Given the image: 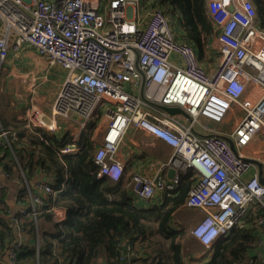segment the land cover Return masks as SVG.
Instances as JSON below:
<instances>
[{
    "label": "built area",
    "instance_id": "1",
    "mask_svg": "<svg viewBox=\"0 0 264 264\" xmlns=\"http://www.w3.org/2000/svg\"><path fill=\"white\" fill-rule=\"evenodd\" d=\"M206 2L218 57L211 72L190 44L177 41L164 10L148 0H0V65L12 40L65 71L50 114L78 115L83 128L97 114L106 119L94 152L99 176L121 177L117 153L130 126L167 144L171 151L161 170L174 168L173 177L134 174L133 199L148 200L157 191L174 196L180 174L190 172L183 205L202 213L190 233L209 250L250 211L264 207V184L257 169L249 172L254 164L243 153L264 132V29L251 0ZM25 116L31 130L56 129L38 108ZM230 117L236 120L222 132L197 129ZM5 136L1 130L0 149ZM77 139L60 152L79 151ZM32 188L34 217L43 203L38 192H55L45 182ZM258 223L264 229V216Z\"/></svg>",
    "mask_w": 264,
    "mask_h": 264
},
{
    "label": "trees",
    "instance_id": "2",
    "mask_svg": "<svg viewBox=\"0 0 264 264\" xmlns=\"http://www.w3.org/2000/svg\"><path fill=\"white\" fill-rule=\"evenodd\" d=\"M148 1V6L161 7L171 22L173 17L179 40L192 45L201 58L215 34L206 0ZM251 1L264 29V0ZM94 127L95 123L89 125L75 153H61L66 142L42 129L35 133L8 131L10 146L3 143L0 149L4 150L0 167L6 178L5 182L0 179V264L6 253L7 264H98L101 256L105 264H186L183 229L172 221L184 204L191 173L180 174L174 196L165 195L160 204L139 207L128 196L129 182L98 175L93 157L96 146L91 139ZM37 170L50 179L47 183L57 194L43 197L34 217L29 216L32 201L11 215L6 202L9 188H15L19 201L31 200L35 190L28 191L23 179L28 182ZM56 207L64 209L66 218L54 223L52 231L40 232L39 218L52 219ZM262 216L264 207H259L240 226L218 238L205 264H257L251 250L257 239L254 229L263 230L258 223Z\"/></svg>",
    "mask_w": 264,
    "mask_h": 264
},
{
    "label": "crops",
    "instance_id": "3",
    "mask_svg": "<svg viewBox=\"0 0 264 264\" xmlns=\"http://www.w3.org/2000/svg\"><path fill=\"white\" fill-rule=\"evenodd\" d=\"M175 33L177 41L182 42L179 40L177 32ZM211 42L213 43L214 40H208L204 48L202 57L206 56V54L209 56L210 53L212 56V53L216 52L215 48L211 46ZM195 51L197 53L196 49ZM216 54L217 53H215V55ZM16 62L24 63V68H30V71L36 70V74L38 76L31 77V75H25V78H27V80L23 79L21 84L22 90L18 94L14 89L15 87H13L12 85V78L8 76L4 79L6 84L4 85V87L0 88V131H6V136L3 141V143H5V146H10V143L6 139L8 131L14 132L18 129H26L29 132L35 133L39 129H42L39 128L31 130L27 127V119L25 115L32 108H38L39 110L43 111L47 116L46 118L44 117V119H46L49 124H53L54 126L56 125V129L53 132H47L49 135L64 140L66 142L64 145L74 143L75 137H78L77 143L79 145L81 143L82 135H84L87 132V129H89V126H87L86 128L81 127V122H83V119L80 116L74 114H72L70 119H63L61 118V115H57V117H54L52 119L53 116L50 114L53 109L57 94L64 82L65 71L58 66H56L55 68H53L54 66H48L45 59L40 54L32 49H28L25 47H15L11 40L8 44L7 58L2 63V65H0V74L1 72L12 74V72H14V69L18 67L16 66ZM201 62L203 63V61ZM33 63H35L36 65H33ZM33 66L36 67L35 70L32 69ZM48 67H50L51 70H49ZM5 96H10V99L7 98L2 101L1 99ZM237 114L239 115V112H237ZM226 122H224V126L221 123H207L204 127H197V129L205 133L222 132L223 130L229 129L232 125L231 124L230 126H228ZM105 127L106 119L101 116L99 120L95 122V127L91 134V139L95 143L96 148L102 141ZM42 130L46 132L44 129ZM170 151V147L162 140L152 135H148L134 126H130L124 133V136L118 148L117 156L123 165V171L121 174L122 180L124 182H129L127 193L128 196L131 197L132 202L135 205H138L139 207H149L151 205L160 204V202L162 201V198L164 196L160 191H157L148 200H134L131 193L132 190L130 181L134 174L152 176L156 173H159L163 177L169 178V168H167L166 170H161V164L167 160L170 155ZM243 153L246 154L249 159H255L262 164V175L264 176V133L259 132L252 140V142L248 145V147L243 149ZM1 154L4 155V150H2ZM256 169L259 172V167L254 164L250 167L249 172L251 173L253 171H256ZM43 177H45V180L43 179ZM0 179L3 182L6 181L5 174L2 172L1 167ZM23 181L27 186L28 191H31L33 185L37 182L50 183V179L40 170H37V172H33V175L28 182L25 179H23ZM15 192V188L10 187L6 198V202L11 207V215H13L17 210H19V212L22 211L25 205L27 206V204H29L31 201L30 198H22V201H19L18 199H16ZM54 192L55 194H52L53 196L57 194V191L54 190ZM42 195L46 199L48 198V196H51L46 192H41V196ZM25 200L27 201L24 204ZM41 206L42 204L37 205V211L40 210ZM184 211L188 213L186 214L187 218H190L191 215L189 214V212L193 211V215H196L197 210L188 209L184 205H182L181 208L176 212L182 213ZM51 212L53 213L52 219L47 220V218H45L44 220L43 218H39L40 232L52 231L54 229V223L60 222L66 218V213L62 208H53ZM250 213L251 211L249 212V214ZM175 224L176 223L173 219V225ZM254 234L256 235L257 239L255 241V244L253 245V249L251 250V257L253 258V260L257 261V264H264V229L260 231V229L255 228ZM21 236L22 235H20V239L25 240L22 239ZM192 238L194 240L189 241L187 239L183 240L182 242L184 261L186 262V259L189 258L187 260H191L189 261L190 264L207 263L212 256V249H204L195 237ZM189 242L193 246L194 250H186V245ZM184 251H186V254L184 253ZM104 261V256H101L98 264H105ZM7 263L8 255L6 253L3 256V264Z\"/></svg>",
    "mask_w": 264,
    "mask_h": 264
},
{
    "label": "rangeland",
    "instance_id": "4",
    "mask_svg": "<svg viewBox=\"0 0 264 264\" xmlns=\"http://www.w3.org/2000/svg\"><path fill=\"white\" fill-rule=\"evenodd\" d=\"M172 23H173V17H172ZM174 26H176L175 23H174ZM210 40L212 41L213 39L211 38ZM211 46L214 48L215 47V43L211 42ZM199 59H200V62L203 61V65L207 66L210 69V72L215 68L216 63L218 62V57H216L214 53H212V56H211V53H210L209 56L206 54V56L201 57ZM16 64H17L16 66H18V67H16V68L14 67L15 69H14V72H12V74L11 73L7 74V73H2L1 72V74H0V88L4 87V85L6 84L4 79L7 78L8 76H10L12 78V82H13L12 85H13V87H15L14 89H15V91L18 94L22 90L21 84H22L23 79L27 80V78H25V75H31V77H37L38 75L36 74V70H35L36 67L35 66L32 67V69L35 70V71H30V68H24L25 67L24 63H19V62L17 63L16 62ZM33 65H36V64L33 63ZM50 67H48L49 70H51ZM53 68H55V67H53ZM33 74H35V75H33ZM9 97L5 96L1 100L4 101L7 98L10 99ZM97 115L98 116L94 117V119H93L94 122L93 123H95V122H97L99 120L100 114H97ZM237 116H238V114H237ZM233 122H234V118L230 117L226 123H227L228 126H230L231 124H233ZM221 124H223V126H224V123H221ZM121 141H122V139H121ZM19 171L21 172V169H19ZM21 182H22V180H21ZM186 214H188V213H186L185 211L182 212V213H177L176 212L174 214V217H173L175 223L178 224L177 226L182 227V229H183V235H182V238H181V242H183V240H187V239L189 241L194 240L192 238L193 237L192 234L190 233V228L194 225V223H196L202 217V213L200 211H196V215H193V211L189 212V214L191 215L190 218H187ZM172 225H173V221H172ZM186 250L187 251L188 250L189 251L190 250H194V248H193V246L191 245L190 242L187 243ZM184 253L186 254V251H184ZM187 259H189V258H187ZM187 259H186V264H190L189 261H191V260L188 261Z\"/></svg>",
    "mask_w": 264,
    "mask_h": 264
},
{
    "label": "water",
    "instance_id": "5",
    "mask_svg": "<svg viewBox=\"0 0 264 264\" xmlns=\"http://www.w3.org/2000/svg\"><path fill=\"white\" fill-rule=\"evenodd\" d=\"M162 107H163L166 111H168V112H170V113H174V112H176V111H179V109L176 108V107H168V106H162ZM246 160H248V161L251 162V163L256 164V165L259 167V180H260L261 183L264 184V176L262 175V164H261L259 161L255 160V159H249V158H248V159H246ZM174 173H175V169H174V168H169V169H168V176H169V177H173ZM43 179L45 180V177H43Z\"/></svg>",
    "mask_w": 264,
    "mask_h": 264
}]
</instances>
